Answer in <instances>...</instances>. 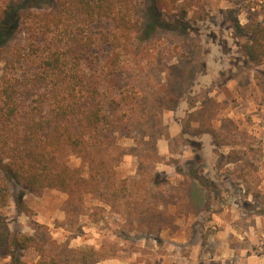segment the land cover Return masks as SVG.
I'll return each mask as SVG.
<instances>
[{
    "label": "rangeland",
    "instance_id": "obj_1",
    "mask_svg": "<svg viewBox=\"0 0 264 264\" xmlns=\"http://www.w3.org/2000/svg\"><path fill=\"white\" fill-rule=\"evenodd\" d=\"M55 3L56 0H23L20 7L48 12ZM137 6L139 17L153 12L161 30L136 37L134 46L131 42L121 51L120 70L116 73L118 89L134 104V113H144L143 121L149 124H145L147 128L136 126L117 140L123 154L116 167L117 179H128L133 184L132 196L143 198L145 193L136 169L139 155L144 163L153 160V148L145 146L147 139L143 138L152 134L157 138L155 147L160 161L151 164L162 180L161 187L153 189V193L163 195L173 189L182 180L174 173V167L186 164L194 155L205 164L207 149L224 154L236 150L242 154V161L213 171L219 180L215 183L217 188H229L237 200L226 201L222 193L211 204L208 215H176L170 223L167 217L174 216L176 209L168 207L163 221L154 220L158 229L151 233L140 229L134 217L127 225L125 217L92 197L85 199L82 208L76 203L78 209L73 212L68 195L53 189L38 195L23 194L28 215L17 213L12 200L0 213L13 230L35 235L45 246L54 243L61 249L94 248L103 256L97 264H264V64L254 69L241 64L233 67L245 38L236 35L231 26V17L241 24L261 20L264 0H180L174 11L176 16L153 9L151 0H137ZM111 29L109 22L93 26L96 36L109 34ZM28 38L19 26L13 30L0 50V76L17 78L36 71L33 60L38 51L29 48ZM108 54V46L98 43L93 53L95 63L100 65ZM17 59L30 61L28 66L6 65ZM221 79L228 94L219 89L221 84L217 86ZM211 89L214 91L204 93ZM169 95L177 99L168 101L165 96ZM160 96L163 99L158 102ZM203 98L208 99L202 101ZM201 106L208 108L206 121L185 126L190 110ZM185 112L188 113L184 115ZM183 131L190 135L181 139ZM205 131L215 132L218 142L226 145L217 149L207 136L195 139L201 141L200 150L187 145L188 140L193 142L192 134ZM164 135H168L167 140ZM133 152L138 156H133ZM65 161L74 167L80 164L70 154ZM202 170L201 176H207V167ZM147 204L149 208L154 204L161 209L157 202ZM203 218L209 221L200 225ZM156 235L158 241L153 239ZM21 254L28 263L38 259L33 249ZM0 264H10V259L3 258Z\"/></svg>",
    "mask_w": 264,
    "mask_h": 264
},
{
    "label": "trees",
    "instance_id": "obj_2",
    "mask_svg": "<svg viewBox=\"0 0 264 264\" xmlns=\"http://www.w3.org/2000/svg\"><path fill=\"white\" fill-rule=\"evenodd\" d=\"M151 1L153 9L176 16L174 11L180 0ZM22 2L0 0V50L19 26L29 37V48L38 51L33 60L36 71L29 76H0V209L12 200L17 213L28 215L23 194L38 195L53 189L68 195L73 212L78 209L76 203L82 208L85 199L92 197L109 205L121 218L125 217L127 225H131L130 218L134 217L140 229L151 233L152 229H158L154 220L163 221L168 207L176 209L174 216L167 217L170 223L176 215H208L211 204L222 193L226 201L229 198L237 200L238 196L229 188H217L215 183L219 180L213 171L242 161V154L236 150L224 154L207 149L205 164L194 155L186 164L174 167V173L182 180L173 189L163 194L165 196L153 193V189L161 187L162 180L151 164L160 161L155 147L157 138L152 134H145L143 138L147 139L144 145L153 148V160L144 163L139 155L136 169L145 193L143 198L132 196L133 184L128 179H117L116 167L119 156L123 155L117 140L136 126L147 128L144 126L149 121H143L146 120L144 113H134V104L118 89L116 73L120 70L122 50L131 42L134 46L136 37L161 30L153 12L139 17L137 0H56L48 12L24 10L20 7ZM102 22H109L112 31L96 36L93 26ZM231 26L236 35L245 38L239 46L241 55L234 60L233 67L238 68L236 65L240 64L251 69L262 66L264 17L244 24L231 17ZM98 43L106 44L109 49L100 65L95 63L93 55ZM29 61L10 60L6 65L28 66ZM261 74L264 77V73ZM24 77L26 79L22 80ZM222 80L217 84L218 87L221 84L219 89L223 86ZM222 89L228 94L225 87ZM165 97L168 101L177 99L173 95ZM162 99L158 97V102ZM207 110L202 106L190 110L185 126L190 122H205ZM185 135L190 134L183 131L181 139ZM191 136L193 142L188 140L187 145L197 150L201 149V141L195 139L205 136L213 140L217 149L226 145L218 142L213 131ZM163 137L168 139V135ZM127 138L133 139L132 136ZM67 154L78 158V167L65 161ZM133 156L138 155L133 152ZM203 166L207 167V176L200 174ZM148 201L157 202L161 209L154 204L149 208ZM204 221L209 218H203L200 225ZM153 239L159 240L157 235ZM30 249L38 255L33 263L22 260L21 253ZM6 257L10 264H97L103 258L94 248L61 249L54 243L45 246L35 235L13 230L0 213V261Z\"/></svg>",
    "mask_w": 264,
    "mask_h": 264
}]
</instances>
